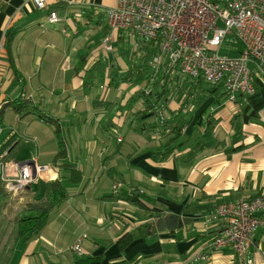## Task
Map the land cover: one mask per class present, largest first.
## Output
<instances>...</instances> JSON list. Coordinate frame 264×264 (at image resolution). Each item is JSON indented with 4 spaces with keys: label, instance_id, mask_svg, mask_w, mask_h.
<instances>
[{
    "label": "crops",
    "instance_id": "crops-1",
    "mask_svg": "<svg viewBox=\"0 0 264 264\" xmlns=\"http://www.w3.org/2000/svg\"><path fill=\"white\" fill-rule=\"evenodd\" d=\"M45 1L47 7L39 10L32 0H0V162L6 177L32 163L49 166L40 182L58 176L50 167L57 141L43 115L57 122L65 140L66 159L58 163L72 165L80 180L49 223L27 242L16 237L15 219L32 200L31 188L0 195V264H76L97 257L99 264H243L229 250L210 253L211 240L223 230L212 219L218 202L210 199L264 196V77L252 72V97L237 95L230 101L214 85L220 87L215 95L196 106L191 102L199 89L195 79L170 74L166 83L175 88L167 109L141 122L136 113L143 102L129 101L138 88H131L130 80L116 82V76H108L110 65L121 78L133 68L120 58L109 59V54L119 40L133 47L136 37L123 31L110 52L101 44L108 30L103 11L115 6V0ZM50 11L60 20L46 22ZM234 49L239 55L244 47ZM124 56L131 61V55ZM99 58L107 66H102L96 87L86 76L100 68ZM179 109L178 115L187 119L189 144L208 128L204 140L209 146L190 158L186 146L161 163L152 161L159 133L149 126ZM115 133L123 136L122 142ZM23 156L28 160L20 162ZM59 172L65 173L62 168ZM168 216L191 221L173 231L160 230L159 220ZM81 235L85 238L76 254L71 247ZM121 240L127 242L122 251ZM204 255L209 257L202 260ZM251 258L252 264H264L262 231Z\"/></svg>",
    "mask_w": 264,
    "mask_h": 264
},
{
    "label": "built area",
    "instance_id": "built-area-1",
    "mask_svg": "<svg viewBox=\"0 0 264 264\" xmlns=\"http://www.w3.org/2000/svg\"><path fill=\"white\" fill-rule=\"evenodd\" d=\"M32 2L39 10L47 7L45 0ZM103 14L108 28L101 43L105 51H112L114 37L124 31L157 47L149 61L152 69L167 65L181 77L220 85L230 101L255 94L253 71L264 77V0H115ZM59 20L50 11L46 22ZM227 40L241 43L244 50L234 57L220 56ZM115 134L121 142L123 136ZM48 170L47 165L22 164L13 177H6L0 162V183L15 195ZM212 219L223 230L211 240L210 253L229 250L243 264H252L255 237L264 232V196L220 203ZM84 238L78 237L71 251L79 252Z\"/></svg>",
    "mask_w": 264,
    "mask_h": 264
},
{
    "label": "trees",
    "instance_id": "trees-1",
    "mask_svg": "<svg viewBox=\"0 0 264 264\" xmlns=\"http://www.w3.org/2000/svg\"><path fill=\"white\" fill-rule=\"evenodd\" d=\"M107 33L108 30L106 34ZM128 36L130 37V35ZM121 38L122 37H119V39ZM135 39V44L132 48H136L130 52L132 58L131 61H129L131 67L133 68L128 70L125 76H122L121 78L118 75L117 67L110 65L108 68V76L110 79L116 76V82L130 80V87L138 88L136 92L137 94L130 98L129 101H131V103H133L135 100H141L143 102V108L136 113V116L142 122L152 117H159L161 111L163 109H167L165 105L167 104L174 91L173 89L175 88L173 84L169 85L166 83L168 81L167 76L176 73V71L167 65H160L157 69H152L149 65V61L151 57L156 54L157 47L151 43L142 42L138 37ZM117 43L123 42L119 40ZM114 46L117 47V44ZM159 80H163V83H159ZM194 81L199 86V89H195V91L191 94L193 96L191 102L196 106L201 105L205 99L209 97V95H215V92L218 90V88H220L219 86L206 83L201 78L195 79ZM109 83L112 84V81L110 80ZM198 92H200L202 95L197 97ZM14 109L17 112L20 111L21 107L18 105V102H14ZM180 112V109L176 112L169 111L166 114L167 118L164 116L160 118V120L155 125L153 124V126H149V131L154 129L159 133V145L151 149L150 158L152 161L161 163L174 153H178L177 151H180L186 146H189L191 149V152H189L190 155L186 156V158H190V156L197 151L209 146L207 139L204 140V138L207 137L206 132L208 131V128L205 129V135L203 137L195 138L189 144L190 137H186L184 133L185 127L188 126L187 119L179 116L178 114H180ZM40 117L43 118L44 121L51 122L55 125L54 131L56 132L55 138L57 141V152L53 157L52 165L50 167L57 170V173L59 174L53 179L45 182L38 181L35 185H31L25 189L28 190L31 188L30 190L33 193V198L24 205L18 217L15 219L16 237L21 242H27L31 238L38 235V233L51 220L55 209L68 197L69 188L78 185L80 180V172L72 165H69L66 162L61 164L58 163L59 160L66 159V146L62 132L56 124L57 122H54L55 120L50 117H44L43 115H40ZM207 122L212 123L209 122V120ZM195 126H197V124L193 125V130H197ZM235 129L236 132H238L240 128L238 125H236ZM236 149H240V147ZM2 150L3 148L0 150V156L2 154ZM61 168L63 171H65V173L60 174L59 170ZM5 194L6 192L3 188V185L0 183V195L4 196ZM210 200L213 202H218L215 204V208L220 203L226 202H221L220 200L218 201L216 197H212ZM204 208L207 209L210 207ZM123 241L124 240H121L119 244L121 251L123 247L127 245V242ZM99 263L100 257H97L95 260L85 259L76 261V264Z\"/></svg>",
    "mask_w": 264,
    "mask_h": 264
},
{
    "label": "rangeland",
    "instance_id": "rangeland-1",
    "mask_svg": "<svg viewBox=\"0 0 264 264\" xmlns=\"http://www.w3.org/2000/svg\"><path fill=\"white\" fill-rule=\"evenodd\" d=\"M233 42L231 41V42H229L228 40L226 41V42H224L223 44H222V46H221V49H220V51H219V53H220V56H228V57H234V56H237L236 55V51H235V49H234V46H236V47H238V48H241L242 49V44H240V43H238V42H235V45L234 44H232ZM134 48H132V47H130V45L128 44V43H118L117 44V47H115L113 50L115 51V52H112V53H107V55L109 54V59H112V58H120V59H122L121 61L122 62H124L126 65H128L129 64V60H128V58L127 57H125L124 55H130V52L133 50ZM123 51H125V54L123 55V56H121L120 55V52H123ZM86 49H85V54H86ZM99 67L100 68H98V67H95V71L92 73V77H89V76H86V80L87 81H91V83L93 84V85H95L96 87L98 86V83L101 81V78H102V76H101V74H102V70H103V68H102V66L104 67L105 65L107 66V64H105V62L104 61H102L101 60V58H99ZM95 89L96 88H94V89H92V91H91V93H94L95 92ZM51 128H52V131H53V134L55 135V125L52 123L51 124ZM67 138L69 139V143H70V141H72V137H71V134H70V132H68L67 133ZM84 139V138H83ZM18 151H20V150H18ZM18 160L20 161V162H24V161H26V160H28V159H26V158H24V156L23 157H19L18 158ZM2 163V162H1ZM2 165H3V163H2ZM40 166V165H39ZM3 170H4V167H3ZM41 179V178H40ZM40 181V180H39ZM35 185V184H34ZM28 188V187H27ZM5 190V189H4ZM5 192L7 193V191L5 190ZM8 194V193H7ZM0 220H1V218H0ZM7 227H5L4 229H6ZM3 229V230H4ZM9 239V238H8ZM5 241H6V239H4ZM80 252V251H79ZM79 252H74V253H76V254H79ZM38 258V260H39V262H42L43 261V257L42 256H38L37 257Z\"/></svg>",
    "mask_w": 264,
    "mask_h": 264
},
{
    "label": "water",
    "instance_id": "water-1",
    "mask_svg": "<svg viewBox=\"0 0 264 264\" xmlns=\"http://www.w3.org/2000/svg\"><path fill=\"white\" fill-rule=\"evenodd\" d=\"M191 219L183 218L179 219L174 216H168L165 219H160L159 222L162 224L160 230H174L175 228H181L184 224L189 223Z\"/></svg>",
    "mask_w": 264,
    "mask_h": 264
}]
</instances>
